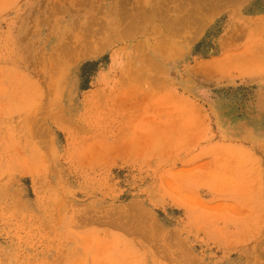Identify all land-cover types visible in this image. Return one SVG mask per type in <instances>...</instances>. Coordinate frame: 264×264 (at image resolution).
Wrapping results in <instances>:
<instances>
[{
    "label": "rangeland",
    "instance_id": "rangeland-1",
    "mask_svg": "<svg viewBox=\"0 0 264 264\" xmlns=\"http://www.w3.org/2000/svg\"><path fill=\"white\" fill-rule=\"evenodd\" d=\"M0 264H264V0H0Z\"/></svg>",
    "mask_w": 264,
    "mask_h": 264
}]
</instances>
